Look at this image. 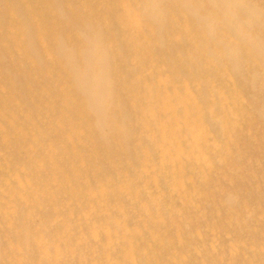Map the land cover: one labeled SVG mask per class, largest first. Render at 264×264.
I'll return each instance as SVG.
<instances>
[{"label": "bare ground", "instance_id": "obj_1", "mask_svg": "<svg viewBox=\"0 0 264 264\" xmlns=\"http://www.w3.org/2000/svg\"><path fill=\"white\" fill-rule=\"evenodd\" d=\"M0 264H264V0H0Z\"/></svg>", "mask_w": 264, "mask_h": 264}]
</instances>
